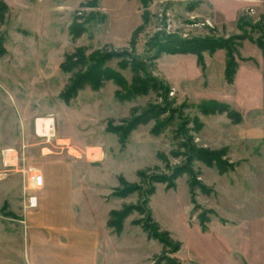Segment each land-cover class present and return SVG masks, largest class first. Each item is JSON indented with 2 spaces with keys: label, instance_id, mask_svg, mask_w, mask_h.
I'll return each instance as SVG.
<instances>
[{
  "label": "rangeland",
  "instance_id": "374dc122",
  "mask_svg": "<svg viewBox=\"0 0 264 264\" xmlns=\"http://www.w3.org/2000/svg\"><path fill=\"white\" fill-rule=\"evenodd\" d=\"M203 37L224 48L158 52ZM259 44L264 0H0V153L62 177L35 191L0 159V264H264ZM218 49L223 84L243 54L259 63L242 100L212 92Z\"/></svg>",
  "mask_w": 264,
  "mask_h": 264
},
{
  "label": "crops",
  "instance_id": "0c3cea01",
  "mask_svg": "<svg viewBox=\"0 0 264 264\" xmlns=\"http://www.w3.org/2000/svg\"><path fill=\"white\" fill-rule=\"evenodd\" d=\"M206 55H207V57H206ZM206 55H205V61L204 62L208 65V68L210 70L209 75H210V80H212V82H211V84H212L211 85L212 86V92H213V90H222L223 92H226L227 89L228 90H232V91H234V93L232 92V94H236V95H233V96L234 97L236 96L237 98H239V100H242L241 95H239V89L240 88L245 89L247 85H246L245 81L239 83V80H240V68L244 67L248 63H250L251 65L253 63H256V66H257L259 64L257 62V60L255 58L251 57V56H247V55L243 54L242 57L243 58L245 57L248 60H239L238 61V66H237V69H236V72H235V75H234L233 83L227 84L224 81V84H223L222 83V81H223V70H224V64H225L223 50L222 49H218V50L212 52V54H206ZM193 57L195 58V61H196V55L195 54H194ZM203 57H204V55H203ZM261 59H263L262 63H261V65H262L261 67L264 70V53L262 51L259 53V60H261ZM243 63H246V64L242 66ZM214 66H217V69L216 68L212 69ZM252 67H253V65H252ZM249 69H251V68H249ZM262 69L259 70V69L256 68L255 70H257L258 72H262ZM248 71L249 70H246V72H248ZM263 75H264V73H263ZM165 78L169 80L168 77L165 76ZM254 79L255 78L252 75H250L248 81L249 82H253ZM260 80L264 81L263 78H261ZM240 85H242V86L240 87ZM261 88L264 89V83L261 86ZM243 92H244L243 90L240 91V93H242V94H243ZM228 96L226 95V97H222V99L225 102H228V103H230L232 105L233 97L232 96L228 97ZM256 119L259 122L261 120L260 118L259 119L256 118ZM254 127L258 128V129H256V131L259 130L261 135L264 136V125H259L257 123ZM5 147H13L15 149V151L18 152V148L13 146V145L5 146ZM0 159H2V156L0 157ZM19 164H21V159L19 161ZM52 165H53L52 161H49V162L44 163L43 165H41V168H42L41 171H42V174H43V184H42V186L40 188L34 189L35 191H47L50 188V186H51V184H52L54 179L60 178V180H62V177H57L56 178L57 175H51V172L50 171L48 172L49 166H52ZM260 197H261V199H264V186H263V190L261 191ZM256 234H258V233H256ZM259 237L261 239V243L262 244H258L259 242H257V243L255 242V245L257 246L255 256H256V258H257L256 260L258 262L263 263L264 262V231H263V237H262V235H260ZM262 240H263V242H262ZM258 247H260V248H258ZM261 247H263V249ZM238 251H239V255L245 256V252H246L245 246H243V245L239 246ZM216 259L217 258H212V261L216 260ZM222 261H223L222 264H225L226 261H227L226 264H231V262H230V260L228 258H222Z\"/></svg>",
  "mask_w": 264,
  "mask_h": 264
},
{
  "label": "trees",
  "instance_id": "16d2710c",
  "mask_svg": "<svg viewBox=\"0 0 264 264\" xmlns=\"http://www.w3.org/2000/svg\"><path fill=\"white\" fill-rule=\"evenodd\" d=\"M224 44L221 42V40L219 42H214V40H211L208 37H203L200 38L198 40H193L190 42H179L178 44H176L175 46H172L171 48H166V47H160L159 51H167V52H180V53H192L195 54L197 57V60L199 61L200 58L202 57L201 51L203 50H209V51H213L216 48H224L223 46ZM262 52L264 53V45L259 44L258 45ZM235 65L236 63H232V62H228L226 65V70H225V78L227 82H231L233 79V75L235 72ZM94 68H96V71L99 70L98 65H95ZM104 75L103 71H100V73L93 79L90 78L88 76H83L82 79L78 80V82L81 81H86L89 83H98L101 80V76ZM79 77V76H78ZM77 77V78H78ZM109 77H114V75H110ZM223 107L225 109H227V111H229V113H236L234 110L228 108V106H226L225 104L223 105ZM120 214V219L119 221L126 215V211H120V212H116V211H109L108 215H109V220H108V225L109 226H116L114 220H112V217L115 218L116 214Z\"/></svg>",
  "mask_w": 264,
  "mask_h": 264
},
{
  "label": "built area",
  "instance_id": "2783aa9c",
  "mask_svg": "<svg viewBox=\"0 0 264 264\" xmlns=\"http://www.w3.org/2000/svg\"><path fill=\"white\" fill-rule=\"evenodd\" d=\"M68 149L69 147L67 144L65 145ZM97 148V147H93ZM78 155L84 154L87 156L88 152L85 150L84 152L82 150L73 149ZM101 153V150L99 151ZM99 152H96L97 155ZM76 155V154H74ZM1 156H2V163L4 166L14 167L16 170L23 171L26 173L27 176V186L28 188L31 187L32 189H38L43 184V174L42 171L33 165H29L26 167L20 166L19 162L20 157L19 153L15 151L13 147H4L1 150ZM28 205L30 207H34L36 205V196L34 194H31L28 198Z\"/></svg>",
  "mask_w": 264,
  "mask_h": 264
},
{
  "label": "bare ground",
  "instance_id": "6f19581e",
  "mask_svg": "<svg viewBox=\"0 0 264 264\" xmlns=\"http://www.w3.org/2000/svg\"><path fill=\"white\" fill-rule=\"evenodd\" d=\"M51 122L50 117H38L35 122V129L38 134L51 133Z\"/></svg>",
  "mask_w": 264,
  "mask_h": 264
}]
</instances>
